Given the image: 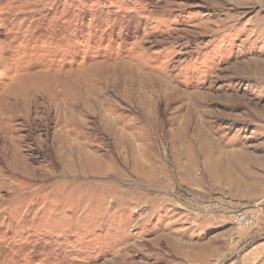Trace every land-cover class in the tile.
Segmentation results:
<instances>
[{
  "label": "rangeland",
  "instance_id": "1",
  "mask_svg": "<svg viewBox=\"0 0 264 264\" xmlns=\"http://www.w3.org/2000/svg\"><path fill=\"white\" fill-rule=\"evenodd\" d=\"M0 264H264V0H0Z\"/></svg>",
  "mask_w": 264,
  "mask_h": 264
},
{
  "label": "built area",
  "instance_id": "2",
  "mask_svg": "<svg viewBox=\"0 0 264 264\" xmlns=\"http://www.w3.org/2000/svg\"><path fill=\"white\" fill-rule=\"evenodd\" d=\"M243 219H246V220H248L247 219V217L246 216H244V214H242V213H240L239 215H237V217H236V223L237 224H243V223H250V221L248 220V221H245V220H243ZM253 218H251V220H252ZM253 221V220H252Z\"/></svg>",
  "mask_w": 264,
  "mask_h": 264
}]
</instances>
